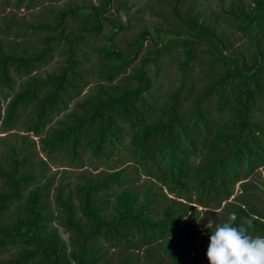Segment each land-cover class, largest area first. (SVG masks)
Here are the masks:
<instances>
[{
	"label": "trees",
	"instance_id": "1",
	"mask_svg": "<svg viewBox=\"0 0 264 264\" xmlns=\"http://www.w3.org/2000/svg\"><path fill=\"white\" fill-rule=\"evenodd\" d=\"M110 1H70L29 25L44 33L38 47H0V133H24L0 139V264H198L187 258L201 229L208 264L209 236L233 212L264 236V190L251 180L264 166V0H229L208 20L190 11L194 0H170L174 34L156 30L143 48L142 29L126 52L112 43L123 26L106 17ZM105 23L87 73L78 46L92 48ZM55 53L56 71L32 75ZM170 54L174 85L164 88ZM85 75L94 83L80 95ZM59 158L90 170L75 184L46 175Z\"/></svg>",
	"mask_w": 264,
	"mask_h": 264
},
{
	"label": "rangeland",
	"instance_id": "2",
	"mask_svg": "<svg viewBox=\"0 0 264 264\" xmlns=\"http://www.w3.org/2000/svg\"><path fill=\"white\" fill-rule=\"evenodd\" d=\"M70 1H79V0H52L50 2H45L39 4L38 2L33 3L32 6L27 7L26 0H23L18 8L13 7L14 0H0V47L3 50H7L8 47H13L17 49L25 48L27 51L31 50L33 47L39 46V37L44 33L40 31L32 32V29L29 25H35L38 22H50L52 11L58 7H64L66 3ZM89 1L92 4H97V0H84ZM229 0H194L193 8L190 10L191 12L199 11L198 18L208 20L212 13L217 10L220 6H226ZM248 2V0H244ZM170 0H111L110 7L108 12L106 13V17L111 20V22L119 21L122 24V29L117 30V32L112 35V43L123 52H126L128 49V44L132 42L133 38L137 36V34L142 30L146 29L148 31V35L143 39L142 46L146 48L148 42H152L156 38V30L161 33H165L167 36H163V38H169L174 34V30H177L178 26L174 19L170 16L169 10L166 5ZM187 5L189 2H185ZM185 5V4H184ZM7 27L6 30L3 28ZM111 28L105 23L101 29L100 34L97 36L96 40H93L92 48L88 47L89 50L83 45H79L85 53L87 52V57L89 60L85 61L80 58L79 54L75 55V58L82 61V67L87 68V73L91 69L90 64L96 62L98 59L95 55L94 51L96 47L100 46L107 35H110ZM5 32V33H2ZM148 38V39H147ZM235 46L238 43H234ZM157 46H160V43H157ZM146 51L143 49L140 54H145ZM177 55V52H176ZM175 54H170V57H163V61L161 63L163 76L166 75V78L162 76L161 83L164 88H170L174 84H168L167 81L175 79V75L172 69V61L176 58ZM63 56L54 54L52 60L44 67L36 70L32 73V75H36L39 77H43L46 73L56 71L57 66L61 64ZM139 57L135 60L133 64L138 61ZM129 69L123 75H119L112 84L121 85V78L127 74ZM84 78L87 80V86L82 89L80 95H83L85 92H89L93 87L94 80L91 77ZM18 82L14 85V89L17 90ZM10 96V95H9ZM0 100V113L2 114L3 108L7 102V100ZM72 104H69V107ZM60 116L56 117L49 125H54V122L59 119ZM48 125V126H49ZM1 132V131H0ZM12 133H17L19 135H23L21 132L19 125L11 131L0 133V139H5L9 141ZM29 139L34 140L35 147L34 152L37 154V157L41 158L42 154L39 152V146L37 143V138L31 135H28ZM82 160L84 164H87L86 154H83ZM50 170L46 175L55 172L56 178L60 175H66V180H68L69 184H75L77 182V174L86 173L90 169L88 166H84L81 169H67L64 164V159L59 158L58 163L54 166L49 167ZM67 170V171H63ZM99 168L97 171H100ZM65 172V174H62ZM143 180V179H140ZM252 182L261 187V183H264V166L259 168L256 173L251 178ZM238 193L237 185L234 188L233 196ZM259 200L264 201V193L257 194ZM196 210H200V208L196 207ZM201 216V214H199ZM183 221H180L182 223ZM210 223H207L205 227H207ZM199 228V227H198ZM197 228V229H198ZM59 235L64 240L66 239L67 234L63 232L60 228H58ZM206 235L205 232L201 231L194 236L193 243L195 244V248L189 254L187 259H196L198 260V264H205L206 260L202 257V252L197 251L199 245L203 242V238ZM208 240V239H207ZM141 254V252H140ZM207 264V263H206Z\"/></svg>",
	"mask_w": 264,
	"mask_h": 264
},
{
	"label": "clouds",
	"instance_id": "3",
	"mask_svg": "<svg viewBox=\"0 0 264 264\" xmlns=\"http://www.w3.org/2000/svg\"><path fill=\"white\" fill-rule=\"evenodd\" d=\"M230 213L226 222L217 224L209 236L206 251L208 264H264V236H253L245 225L252 220Z\"/></svg>",
	"mask_w": 264,
	"mask_h": 264
}]
</instances>
